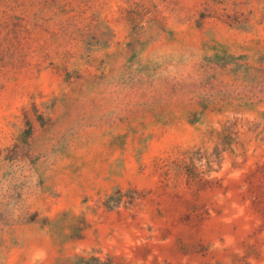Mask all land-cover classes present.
Here are the masks:
<instances>
[{"label":"rangeland","instance_id":"1","mask_svg":"<svg viewBox=\"0 0 264 264\" xmlns=\"http://www.w3.org/2000/svg\"><path fill=\"white\" fill-rule=\"evenodd\" d=\"M0 264H264V0H0Z\"/></svg>","mask_w":264,"mask_h":264}]
</instances>
